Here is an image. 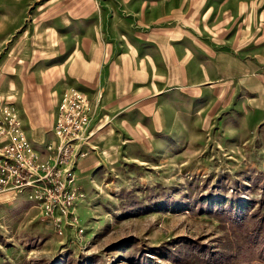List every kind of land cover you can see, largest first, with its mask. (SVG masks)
Returning a JSON list of instances; mask_svg holds the SVG:
<instances>
[{
  "label": "rangeland",
  "instance_id": "1",
  "mask_svg": "<svg viewBox=\"0 0 264 264\" xmlns=\"http://www.w3.org/2000/svg\"><path fill=\"white\" fill-rule=\"evenodd\" d=\"M263 52L264 0H0V112L40 160L90 104L72 212L1 191L0 264H264Z\"/></svg>",
  "mask_w": 264,
  "mask_h": 264
},
{
  "label": "built area",
  "instance_id": "2",
  "mask_svg": "<svg viewBox=\"0 0 264 264\" xmlns=\"http://www.w3.org/2000/svg\"><path fill=\"white\" fill-rule=\"evenodd\" d=\"M89 123L90 104L86 94L75 89L66 92L60 102L55 124L61 142L57 152L50 144V157L42 161L29 140L20 113L14 105H6L0 112V192L28 187L36 189L44 185L46 191L37 188L36 198L46 200L52 188L57 194V207L53 201L48 203V214L61 220L64 217L61 213L72 212L71 206L76 199V190L72 186L75 177L73 171L63 164L85 154L80 151L74 153V150L76 141L84 137ZM51 159L56 161L52 162Z\"/></svg>",
  "mask_w": 264,
  "mask_h": 264
},
{
  "label": "crops",
  "instance_id": "3",
  "mask_svg": "<svg viewBox=\"0 0 264 264\" xmlns=\"http://www.w3.org/2000/svg\"><path fill=\"white\" fill-rule=\"evenodd\" d=\"M259 66L257 65L256 68H260V67H263L264 65V52L262 54V57L261 59L259 60ZM261 92H260V98L258 99L256 105L257 107H259V109L262 111V113H264V86L263 87H259Z\"/></svg>",
  "mask_w": 264,
  "mask_h": 264
}]
</instances>
